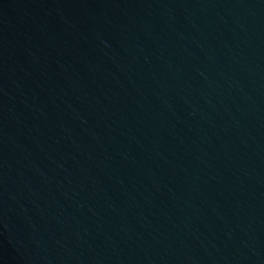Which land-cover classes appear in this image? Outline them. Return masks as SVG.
Returning <instances> with one entry per match:
<instances>
[{
	"label": "water",
	"instance_id": "1",
	"mask_svg": "<svg viewBox=\"0 0 264 264\" xmlns=\"http://www.w3.org/2000/svg\"><path fill=\"white\" fill-rule=\"evenodd\" d=\"M0 264H264V0H0Z\"/></svg>",
	"mask_w": 264,
	"mask_h": 264
}]
</instances>
